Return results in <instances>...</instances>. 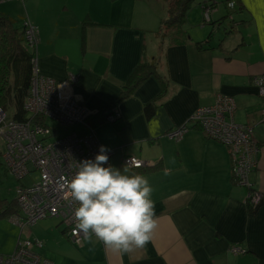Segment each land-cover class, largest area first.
<instances>
[{"label":"crops","instance_id":"crops-1","mask_svg":"<svg viewBox=\"0 0 264 264\" xmlns=\"http://www.w3.org/2000/svg\"><path fill=\"white\" fill-rule=\"evenodd\" d=\"M47 1L64 14L37 19L32 14L41 11V0L24 1L30 20L42 28L38 69L59 82L70 79L90 113L112 114L94 127L100 146L114 152L111 165L128 167L124 156L156 164L143 175L154 189L159 220L145 249L124 254L95 238L94 243L72 241L56 217L39 220L24 235L41 239L39 252L54 264H264V204L248 212V189L243 186L240 193L242 185L233 181L232 147L191 120L219 94L232 96L235 119L253 126L260 144L258 163L248 177L264 192V97L253 82L264 74V0H237V8L242 7L234 12L226 0H196L184 27L190 39L181 44L156 33L167 15L164 0ZM229 12L222 24L216 22ZM45 20L67 29L57 46ZM210 32V46L199 49L196 42ZM141 58L157 59L167 81L165 94L158 97L161 84L152 76L114 106ZM150 102L156 107L148 118ZM187 123L182 136L169 137V130ZM232 246L242 252H233Z\"/></svg>","mask_w":264,"mask_h":264},{"label":"built area","instance_id":"built-area-1","mask_svg":"<svg viewBox=\"0 0 264 264\" xmlns=\"http://www.w3.org/2000/svg\"><path fill=\"white\" fill-rule=\"evenodd\" d=\"M228 5L234 7L235 2L230 1ZM25 25V41L34 48L39 41L38 27L29 21H25ZM35 64L31 92L25 107L29 117L42 116L46 122L16 121L0 108L2 158L6 168L18 180L31 176L35 170L40 176L37 182L21 184L16 189L21 212L12 215L11 219L20 226L19 240L13 252L0 253V264H54L39 252L43 246L41 239L23 235L29 227L46 217L60 219L72 241L83 240L74 217L75 207L78 205L70 199L67 188L62 187V184L74 175L77 162L94 159L100 148L95 129L86 122L90 112L74 94L72 81L68 79L59 82L41 73L37 59ZM254 82L264 97V74L255 76ZM236 106L233 97L219 94L214 104L202 106L192 115L191 120L201 125L213 138L232 147L236 182L247 187L248 198L258 204L263 194L252 187L248 175L258 163L260 144L249 128L251 126L235 121ZM107 116L112 118V114ZM49 120L55 124L49 123ZM58 123L78 124L83 131L73 130L57 135L62 130L57 126ZM187 128V124L177 127L168 132V135L178 138ZM113 153L111 150L107 153L109 164ZM123 162L130 168L151 166L149 161L137 156H125ZM231 250L235 253L242 252L239 246H232Z\"/></svg>","mask_w":264,"mask_h":264},{"label":"clouds","instance_id":"clouds-1","mask_svg":"<svg viewBox=\"0 0 264 264\" xmlns=\"http://www.w3.org/2000/svg\"><path fill=\"white\" fill-rule=\"evenodd\" d=\"M108 151L101 145L94 159L77 162L74 175L62 184L78 205L76 228L85 241L95 238L121 254L145 249L158 228L154 189L143 174L109 164Z\"/></svg>","mask_w":264,"mask_h":264},{"label":"trees","instance_id":"trees-1","mask_svg":"<svg viewBox=\"0 0 264 264\" xmlns=\"http://www.w3.org/2000/svg\"><path fill=\"white\" fill-rule=\"evenodd\" d=\"M230 1L234 0H226V4L228 7ZM164 2L166 3L167 15L161 20L160 26L156 31L157 35L160 36L161 39L168 37L171 44H181L187 42L190 37L184 27L188 20V14L195 4L196 0H164ZM234 2L235 6L229 7L232 12H234L236 9H241L242 7L241 6L237 8V0ZM212 5L213 4H204V7H215L216 3L213 6ZM229 15L230 12L216 22L222 24L224 21L223 19H225ZM25 21H29L27 16L23 18L22 24L18 26L16 24V18L12 17L6 12L0 11V108L5 109L7 113L9 112L8 115L16 121L32 120L37 123H45V118L42 116H36L34 118L29 117L30 114L25 107L26 100L31 92V85L36 65L35 59L39 47V44H37L36 47L33 48L26 43L24 34L27 26L25 25ZM82 23L84 25V28L85 24H87V20L84 19ZM212 37L213 34L210 32L205 39L196 42L198 48L204 49L206 46H210ZM158 64L159 62L157 61V59L147 61L145 58H141L139 64L136 66L126 83L123 85L122 92L114 102V106L118 105L122 100L132 95L139 84L152 76L156 77L161 84V91L158 97L164 95L168 86L167 81L162 77V74L159 71ZM155 107V102H150L145 106V112L148 118L154 115ZM106 113L107 111H105V113L103 111L90 113V115L86 118V122L94 128L98 124H102L105 122V120L108 119V113ZM170 131L171 130H169L168 132ZM1 155L2 145L0 143V172H2V170L6 167ZM147 169L151 168H134L132 172L143 174L148 171ZM232 173L233 181L236 182V175L234 172ZM31 180L33 181V179ZM251 189L253 190V188ZM246 203L248 205V212L250 214H254L260 207V205L264 204V195L258 204H255L250 198L247 199ZM20 212L21 211L17 203V198L15 197L8 199L7 197H4L0 192V220L3 218H10L12 217V215L18 214ZM18 240L19 236L17 242Z\"/></svg>","mask_w":264,"mask_h":264},{"label":"rangeland","instance_id":"rangeland-1","mask_svg":"<svg viewBox=\"0 0 264 264\" xmlns=\"http://www.w3.org/2000/svg\"><path fill=\"white\" fill-rule=\"evenodd\" d=\"M125 1L130 2L128 0H125ZM197 1H200V0H197ZM24 3L25 2L22 1V0H4V1L0 2V10H3L5 12L9 11L10 15H12L14 18H17L16 19L17 20L16 24L18 26H20L22 24L21 20L23 19V17H26V16L28 17L29 22L32 24L33 21H34V20H32L33 19L32 15L35 18H37V19L38 18H40V19H44L45 18L46 20H49L50 18H56V16L58 14H61V12H62L61 10L58 11L57 8L54 7L53 5L49 4V2L47 0H41V6H39L41 11H39L37 13H34V14L31 13L32 15L29 13L30 14V17H29L26 5H24ZM62 14H64V13H62ZM30 18H32V19L30 20ZM58 19H57V21H59ZM236 19L238 20V18H236ZM46 20L44 21V24L51 30V32L54 33L53 40L55 41V43H53V46H57L59 41L62 40L63 33L67 29H65L64 27H59V26L58 27L57 26H52L51 23L46 21ZM33 24L36 25L35 21H34ZM38 26H39V34H40V31H41V34H42V28L40 27V25H38ZM235 26H236V24L234 25V27ZM44 28H43V30H44ZM75 30H78V29H75ZM78 33H79V31H78ZM234 33H237V32H234ZM40 38H41V36L39 35V40H40ZM81 38H82V35H81ZM39 44H40V41H39ZM38 56H39V54H37L36 58H38ZM3 110L6 111L5 109H3ZM7 110H9V109H7ZM235 121L240 124V122H238L236 119H235ZM49 122L52 123V124H55V122L52 121V120H49ZM57 126H59V128L62 129L64 132L65 131L66 132L67 131L70 132V130L75 129V126L77 127L78 125H75V126H72V124H68V125L61 124L60 125V123H58ZM249 128H251L253 130V132L255 131L253 126H251ZM0 143H3V140L1 138V136H0ZM124 158H125V156H124ZM125 165H127V164L125 163ZM149 165H151V166H146V167L147 168H151V169L146 171L145 173H148L150 171L155 170V169H153V168L156 167V164L154 162L149 161ZM9 172L10 171H9L8 167L7 168L5 167L2 170V172H0V192L2 193V195L4 197H7L8 199L13 198V196L16 194V188L19 185L28 184L29 182H31L30 179H33L34 182H37V180L39 178L38 171H36V170L33 172L32 176L27 177V178H25L23 180L16 179L15 176L12 173H9ZM248 180H250V179H248ZM250 182H251V180H250ZM236 185H239V184L236 183ZM243 186L244 185H242L241 189H240L239 186H236L237 190L240 189V193L243 191ZM252 187H254L253 184H252ZM254 188H256V187H254ZM0 222H1L0 223V253H4V254L11 253L15 249V246H16V243H17V239H18V236H19V233H20V226L17 225L11 219V217L7 218V219L3 218V219L0 220Z\"/></svg>","mask_w":264,"mask_h":264},{"label":"flooded vegetation","instance_id":"flooded-vegetation-1","mask_svg":"<svg viewBox=\"0 0 264 264\" xmlns=\"http://www.w3.org/2000/svg\"><path fill=\"white\" fill-rule=\"evenodd\" d=\"M67 132H69V131H67ZM62 133L64 134V133H66V131L64 132L63 130H60V132L57 133V135H58V134H62ZM1 157H2V155H1ZM2 159H3V158H2Z\"/></svg>","mask_w":264,"mask_h":264},{"label":"water","instance_id":"water-1","mask_svg":"<svg viewBox=\"0 0 264 264\" xmlns=\"http://www.w3.org/2000/svg\"><path fill=\"white\" fill-rule=\"evenodd\" d=\"M260 192L264 195V192L262 190H260Z\"/></svg>","mask_w":264,"mask_h":264},{"label":"bare ground","instance_id":"bare-ground-1","mask_svg":"<svg viewBox=\"0 0 264 264\" xmlns=\"http://www.w3.org/2000/svg\"><path fill=\"white\" fill-rule=\"evenodd\" d=\"M32 50V49H31Z\"/></svg>","mask_w":264,"mask_h":264}]
</instances>
